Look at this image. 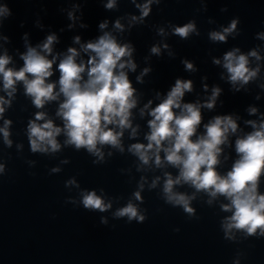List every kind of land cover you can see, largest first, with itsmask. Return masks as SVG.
Instances as JSON below:
<instances>
[{
    "label": "clouds",
    "instance_id": "clouds-1",
    "mask_svg": "<svg viewBox=\"0 0 264 264\" xmlns=\"http://www.w3.org/2000/svg\"><path fill=\"white\" fill-rule=\"evenodd\" d=\"M116 0H108L105 5L107 9L115 7ZM154 0H147L143 5H137L141 10L139 19L148 16L150 5ZM158 4L160 0H155ZM10 11L6 5L0 4V17H6ZM71 18L72 14L69 13ZM135 21L138 18L132 17ZM238 20L233 19L228 27L222 31L209 33L212 41H225L227 35L236 30ZM115 28L123 30L119 20L115 22ZM101 30L107 28V21L99 24ZM196 32L194 23H187L183 27H176L174 33L181 38H187L190 33ZM163 34V29L160 30ZM198 35V33H197ZM264 39V33L260 34ZM57 37L49 35L46 41L38 46L44 53H52V45ZM79 44L80 37L74 38ZM167 47V45H164ZM86 53H92L87 63H77L79 51L76 48H68L67 54L63 56L57 65L60 73L58 84L59 91H54L56 83L47 82L53 75V64L56 57L51 60L47 55L41 54L37 48L28 47L22 55L24 66L19 70L8 68L11 58L6 54L0 56V77L3 80V89L9 97L16 91V82L22 81L26 95L32 97L36 108H43L48 101L57 100L63 95L64 101L60 103L57 116L64 121L63 127L55 126L52 120L46 119V113L37 112L35 120L28 124L27 134L30 149L33 153H55L60 150L61 145L57 137L63 132L67 139L65 145H73L76 150L86 149L88 153L103 159V152L98 145H110L123 151L121 137L123 130L132 128L130 116L131 109L136 107L137 100L134 98L135 89L128 78L125 69L135 71L136 64L131 59L132 47L129 44H119L110 32H104L95 41H89L81 45ZM153 54L159 55L160 48L153 46ZM239 53V54H238ZM249 57L260 59L257 51L252 50L248 54L240 53L239 48L228 51L224 54L223 67L227 70L228 80L235 86L237 83L246 85L257 76L259 68H249ZM127 58V59H124ZM188 70L193 69V64L183 62ZM214 63L220 64V60ZM87 69V79L82 73ZM149 72L145 68L141 76ZM264 88V85H261ZM186 91H192L190 80L176 79L174 86L167 92L166 97L152 108L148 121L150 132L146 135L147 144L135 143L129 151L135 154L139 160L147 165L154 157L157 167H161L163 161L179 169V175L174 179L171 174L165 173L166 179L163 184L162 198L164 202L173 208L180 207L190 217L194 215V209L190 206L193 196L174 191L175 185L182 182L194 187L197 192L203 191L211 198L218 196L225 197L229 203L221 205L223 211H231L232 215L223 222V229L226 239H234L233 230L242 231L245 237L264 236V194L258 192V182L264 173V121L259 125L255 121H247L253 127V131L238 137L235 141V150L238 159L234 162L231 170L226 176H221L216 171L219 163L218 156L221 153V145L228 140L230 133H236L238 124L231 115L216 116L209 123L204 125L205 132L197 137V127L201 123L200 108L212 109L216 98L220 94L219 88H213L212 96L204 104L182 103ZM239 91V88L236 89ZM10 101L0 97V115L5 111V104ZM151 101L145 105L147 109ZM178 109L179 112L174 111ZM256 108H251L250 113H256ZM144 109H141L143 115ZM37 121H44L40 124ZM5 126L0 128L4 142L11 146L9 140L8 125L11 121H5ZM114 125L115 128H109ZM116 128L119 131H116ZM136 128H132V136L136 135ZM167 142V146H165ZM164 152L163 161L160 152ZM53 172L59 169H52ZM4 172V165L0 164V173ZM159 178L152 182L151 188L156 186ZM75 184L74 180L66 183V186ZM78 186V185H77ZM143 189V184L139 185ZM81 200L83 208L88 211H99L104 213L112 208L110 201L106 202L103 196L97 195L96 191H82ZM137 201L142 202L140 191L133 193ZM75 202V201H70ZM212 203V199L208 200ZM114 219L127 218V223L133 221L143 223L146 215L139 209L138 205L131 200L112 213ZM100 223L107 225L105 217H101ZM115 227V225H113ZM259 230V233L257 232ZM179 231V229H174ZM235 264H239L237 260Z\"/></svg>",
    "mask_w": 264,
    "mask_h": 264
}]
</instances>
